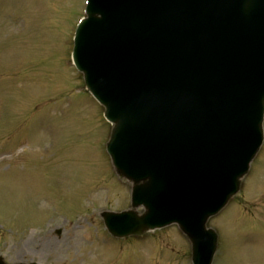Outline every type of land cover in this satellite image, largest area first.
Masks as SVG:
<instances>
[{
    "label": "water",
    "instance_id": "1",
    "mask_svg": "<svg viewBox=\"0 0 264 264\" xmlns=\"http://www.w3.org/2000/svg\"><path fill=\"white\" fill-rule=\"evenodd\" d=\"M90 3L74 57L114 121L108 151L134 191L130 210L103 213L106 226L123 237L176 223L194 263L212 264L207 223L263 143L264 0Z\"/></svg>",
    "mask_w": 264,
    "mask_h": 264
},
{
    "label": "rangeland",
    "instance_id": "2",
    "mask_svg": "<svg viewBox=\"0 0 264 264\" xmlns=\"http://www.w3.org/2000/svg\"><path fill=\"white\" fill-rule=\"evenodd\" d=\"M84 3L0 0V255L9 263L191 264L176 226L101 245L111 239L101 213L129 209L131 194L107 153L102 107L72 63ZM237 198L208 223L218 234L213 264H264V145Z\"/></svg>",
    "mask_w": 264,
    "mask_h": 264
}]
</instances>
